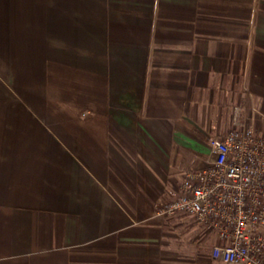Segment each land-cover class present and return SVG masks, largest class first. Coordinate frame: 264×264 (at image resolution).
Returning <instances> with one entry per match:
<instances>
[{
  "label": "crops",
  "instance_id": "0c3cea01",
  "mask_svg": "<svg viewBox=\"0 0 264 264\" xmlns=\"http://www.w3.org/2000/svg\"><path fill=\"white\" fill-rule=\"evenodd\" d=\"M236 120L264 137V0H0V264H224L156 208Z\"/></svg>",
  "mask_w": 264,
  "mask_h": 264
},
{
  "label": "built area",
  "instance_id": "2783aa9c",
  "mask_svg": "<svg viewBox=\"0 0 264 264\" xmlns=\"http://www.w3.org/2000/svg\"><path fill=\"white\" fill-rule=\"evenodd\" d=\"M207 168L187 172L157 217L187 215L217 235L212 255L224 264H264V137L236 120L210 141Z\"/></svg>",
  "mask_w": 264,
  "mask_h": 264
}]
</instances>
